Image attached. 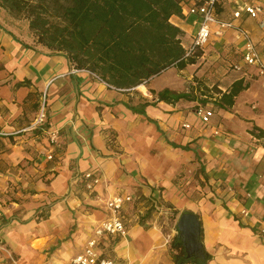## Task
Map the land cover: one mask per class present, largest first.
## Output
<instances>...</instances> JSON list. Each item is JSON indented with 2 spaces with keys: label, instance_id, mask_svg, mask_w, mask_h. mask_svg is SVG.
<instances>
[{
  "label": "crops",
  "instance_id": "obj_1",
  "mask_svg": "<svg viewBox=\"0 0 264 264\" xmlns=\"http://www.w3.org/2000/svg\"><path fill=\"white\" fill-rule=\"evenodd\" d=\"M245 1L222 0L219 16L249 32L264 63L257 20L232 18ZM194 20L170 18L185 45ZM9 30L19 41L0 29V264H71L104 219L105 201L126 194L146 199L126 204L125 212L138 219L126 236L106 244L111 257L125 264H172L156 226L161 214L146 211L152 198L167 210L165 219L184 210L198 215L208 264H264V77L258 66L243 63L234 27L211 36L195 64L171 67L129 90L74 71L63 54L40 45L24 48L22 41L32 42L26 25L23 34ZM23 80L29 84L16 86ZM233 87L240 91L229 106L220 98ZM165 88L188 92L193 100L157 102ZM44 94L46 130L57 132L55 144L46 130H25ZM198 104L213 110L207 125L194 112ZM87 171L99 177L90 194L78 182ZM186 171L198 174L204 193L177 188L187 176H176Z\"/></svg>",
  "mask_w": 264,
  "mask_h": 264
},
{
  "label": "trees",
  "instance_id": "obj_2",
  "mask_svg": "<svg viewBox=\"0 0 264 264\" xmlns=\"http://www.w3.org/2000/svg\"><path fill=\"white\" fill-rule=\"evenodd\" d=\"M185 3L184 0H0V14L10 18L6 24L0 22V29L19 41L9 27L24 21L32 40L31 43L21 40L24 48L40 45L51 53L63 54L72 69L84 70L108 87L129 90L171 67L183 69L195 64L202 56L200 49L185 55L183 32L170 22L172 16L183 18ZM221 5L219 0L217 19L231 22L219 16ZM27 84L23 80L16 86ZM239 91L240 87H233L220 100L231 106ZM149 92L155 93L151 89ZM156 97L157 102L170 104L180 99L193 100L188 92L168 88L157 92ZM46 129L45 123L32 131ZM259 135L264 136V131ZM135 196L138 199L134 204L146 199L140 194ZM153 202L152 198L146 201L149 214L155 211ZM170 247L177 264L182 248L175 245V237Z\"/></svg>",
  "mask_w": 264,
  "mask_h": 264
},
{
  "label": "built area",
  "instance_id": "obj_3",
  "mask_svg": "<svg viewBox=\"0 0 264 264\" xmlns=\"http://www.w3.org/2000/svg\"><path fill=\"white\" fill-rule=\"evenodd\" d=\"M219 0H194L192 3H185L182 5L183 17L194 16L196 30L191 35L189 44L185 45V55L189 56L195 49H200L202 53L209 42L211 36H220L221 29L234 27L238 38L243 42L242 44V61L247 65H255L259 68V75L264 77V63L261 62L257 53L254 42L252 41L249 32L240 26H234L232 22H225L218 20L216 17V4ZM242 14L247 17L256 19L260 30L264 31V2L260 0H246L242 4H236V9L232 12L234 19L240 18ZM212 25L218 27L217 30L212 29ZM231 68L235 71H240L242 68L239 64H232ZM77 71V70H74ZM195 114L200 119V122L207 125L210 118L213 116V110L207 109L205 106L198 104L195 108ZM47 120V101L45 94L41 99L36 116L25 130H34L42 127ZM184 128H189L188 124H183ZM48 131V130H47ZM221 132L215 130L214 135ZM49 140L51 143H56L57 132L48 131ZM48 159L51 156H47ZM78 182L82 184L84 192L90 194L94 186L99 182V177L94 171H87L78 177ZM138 197L126 194L124 196H113L108 198L104 203L105 217L97 222L90 234L86 239L82 249L74 255L70 262L71 264H125L121 260L111 257L105 252L106 244L115 238L124 237L127 235L128 224L134 221L137 222L138 217L132 213L127 214L125 211L126 204L135 202ZM155 211L159 214L166 216L162 211L160 204L154 200L153 202ZM246 214V211H242ZM168 214V213H167ZM160 215V216H161ZM134 216V218H133ZM261 236H264V228L260 229ZM9 258L13 257L9 254Z\"/></svg>",
  "mask_w": 264,
  "mask_h": 264
},
{
  "label": "water",
  "instance_id": "obj_4",
  "mask_svg": "<svg viewBox=\"0 0 264 264\" xmlns=\"http://www.w3.org/2000/svg\"><path fill=\"white\" fill-rule=\"evenodd\" d=\"M175 245L182 248L177 264H208L210 256L202 242L198 215L190 210L182 211L175 224Z\"/></svg>",
  "mask_w": 264,
  "mask_h": 264
},
{
  "label": "rangeland",
  "instance_id": "obj_5",
  "mask_svg": "<svg viewBox=\"0 0 264 264\" xmlns=\"http://www.w3.org/2000/svg\"><path fill=\"white\" fill-rule=\"evenodd\" d=\"M9 21H10L9 17L0 14V22L1 23L6 24ZM15 23L16 24L13 25L11 28L15 29L16 32H20V34H23V32H25V22L24 21H17ZM46 132L48 134V131H46ZM184 175H186L188 178L184 177ZM176 177H177V179H181L183 177L185 178L183 180V183L177 184V188L179 190H182V191L183 190H186V191L191 190L193 193L197 192V191L201 192V193L205 192V189L203 188V186L200 185V184H203L202 181H200V179H198L199 180L198 182L195 181V178L198 177V174H193L190 171H186L185 173L181 172L180 175H177ZM80 186H82V184H80ZM206 190H207V187H206ZM172 212H173V210H172ZM179 214H180V212H178V211H177V213H172V216L170 218L168 217V219L167 218L165 219V217L163 215L156 216V226L158 227V229L160 230L161 234L164 237L163 242H164L165 248H166L165 256L168 258V260H170V262L172 264H174V258H173L174 251L171 249L170 244L176 235L175 234V224H176V220H177ZM185 264H191V263H185Z\"/></svg>",
  "mask_w": 264,
  "mask_h": 264
},
{
  "label": "flooded vegetation",
  "instance_id": "obj_6",
  "mask_svg": "<svg viewBox=\"0 0 264 264\" xmlns=\"http://www.w3.org/2000/svg\"><path fill=\"white\" fill-rule=\"evenodd\" d=\"M176 239V238H175Z\"/></svg>",
  "mask_w": 264,
  "mask_h": 264
}]
</instances>
